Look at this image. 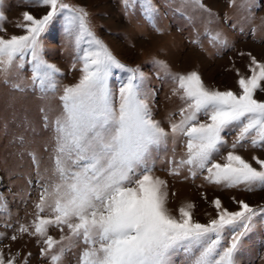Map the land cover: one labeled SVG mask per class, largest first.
Returning a JSON list of instances; mask_svg holds the SVG:
<instances>
[{"label": "snow or ice", "instance_id": "snow-or-ice-1", "mask_svg": "<svg viewBox=\"0 0 264 264\" xmlns=\"http://www.w3.org/2000/svg\"><path fill=\"white\" fill-rule=\"evenodd\" d=\"M30 2L48 11L42 18L25 11L23 20L16 22L25 34L0 35V75L5 83L30 57L32 86L44 95L60 92V69L44 58L41 36L61 16L67 37L74 39L75 63L82 64V75L78 83L63 86L59 95L61 111L50 122L55 145L51 175L39 185L33 230L21 225L19 231L41 238L46 245L44 255L61 244L50 256V264H63L65 255L81 243L79 264H176L181 254V264H241L238 254L245 239L258 223L264 224V206L237 201L240 210L229 211L217 198L212 201L216 218L208 223L194 219L192 203L180 206L175 215L169 208L168 183L155 175L154 157L171 143L170 175L180 176L186 170L193 179L203 176L210 184L244 186L249 192L264 190V159L254 157L257 168L237 154L238 148L264 151V100L256 98L258 91L264 92V63L252 57V74L240 76L239 92L210 89L196 71H168L177 86L173 94H179L184 106L178 122L173 120L175 114L169 116L170 130H166L154 118L144 72L113 55L92 31L86 9L63 0ZM139 2L145 16L154 19L158 9L152 0ZM180 3L213 15L202 0ZM123 4L129 8L130 0ZM5 21L0 11V32ZM85 38L88 46L82 48ZM214 39L227 47L221 34ZM156 63L167 71L166 64ZM114 69L126 74L118 88L109 83ZM228 130H235L236 137L225 156L222 150L228 146L224 135ZM178 142L185 149L179 159ZM33 161L37 175L45 180L35 156ZM46 211L47 216L41 215ZM52 227L61 233L67 228L68 235L57 241L48 234ZM4 238L0 235V240ZM0 264H16V257L0 249Z\"/></svg>", "mask_w": 264, "mask_h": 264}, {"label": "rangeland", "instance_id": "rangeland-1", "mask_svg": "<svg viewBox=\"0 0 264 264\" xmlns=\"http://www.w3.org/2000/svg\"><path fill=\"white\" fill-rule=\"evenodd\" d=\"M64 3L87 10L92 31L110 49L121 63L144 72L146 89L152 92L151 106L154 118L170 130L169 116L178 122L179 110L184 106L179 94H173L174 85L167 72L188 74L196 71L205 85L220 91L239 92L240 76H251L252 57L264 63V0H202L205 8L212 14L192 5H182L180 0H152L158 9L154 19L144 14L137 0L125 9L123 0H63ZM0 11L6 21L0 35L25 34L16 26L22 21V13L27 11L37 18L47 14L43 6L30 0H0ZM221 34L227 41L225 47L220 40L214 39ZM87 38L81 45L87 47ZM43 56L55 64L60 73L57 81L60 92L53 95L41 93L32 86L30 57L25 67L13 70L5 83L0 75V249L8 257L15 256L16 264H50V256L61 247L42 254L46 247L42 239L19 231L21 225L29 227L36 219L35 205L39 200V185L47 182L53 167L54 139L51 121L61 111L59 95L63 86L79 82L82 64L77 60V48L74 39H69L64 30L62 16L50 23L41 36ZM167 65V71L156 62ZM75 63V67H73ZM126 76L119 69L113 70L110 86L118 88ZM13 84H20L14 88ZM22 89V90H21ZM257 99L264 100V92H257ZM47 117L49 123H46ZM228 146L222 150L227 155L236 137L235 130L224 133ZM182 144H176L177 159L183 155ZM237 154L248 160L254 167V157L264 159V151L248 147L238 148ZM33 156L39 162L41 180L37 175V166ZM172 158V145L159 149L155 154V175L168 183L170 192L169 208L178 215L180 206L192 203L193 217L200 223H208L216 218L212 203L219 198L229 211H238L237 201H244L252 207L264 206V190L245 191L244 186L227 188L208 183L203 176L193 179L187 171L180 176L169 174V161ZM223 163V160L218 159ZM206 175V173H205ZM175 193V195H171ZM47 216L48 212L41 214ZM259 220V218H257ZM49 235L60 241L68 235L65 228H49ZM15 235L16 240L11 237ZM69 241H63L67 245ZM84 245L68 252L63 264H79L80 253ZM241 264H264V224L256 229L244 241L238 254ZM181 264L183 255L175 258Z\"/></svg>", "mask_w": 264, "mask_h": 264}]
</instances>
